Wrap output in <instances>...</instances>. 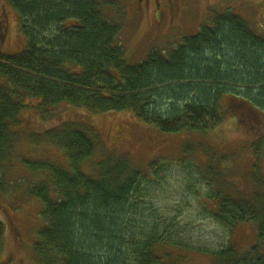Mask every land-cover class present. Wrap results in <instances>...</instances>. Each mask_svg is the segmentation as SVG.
Returning a JSON list of instances; mask_svg holds the SVG:
<instances>
[{"label": "trees", "instance_id": "16d2710c", "mask_svg": "<svg viewBox=\"0 0 264 264\" xmlns=\"http://www.w3.org/2000/svg\"><path fill=\"white\" fill-rule=\"evenodd\" d=\"M106 5L99 0H0V46L7 31L6 8L17 16L26 41L20 53L0 52L3 173L16 150V131L28 101L37 104L41 122L73 110L90 117L127 113L167 135L206 136L229 119L241 129H257L256 122L264 117V34H255L242 18L225 10L173 51H152L142 63L129 66L118 44L120 25L104 15ZM51 25L56 37L35 38L34 30ZM80 126L46 135V142L63 149L68 170L48 161H25L38 179L26 195L41 203L44 221L29 249L31 262L170 263V255L161 251L168 245L153 236L133 243L135 251L127 257L131 233L124 218L131 213L130 197L141 175L122 156L105 155L92 163L96 147ZM263 145L264 135L250 146L255 176ZM86 164L90 173L83 170ZM251 181L256 186L250 195L227 193L220 184L213 202L218 221L231 229L254 224L257 240L246 252L233 245L209 254L213 264H264V177ZM4 236L0 221V256ZM16 242L17 249L18 234Z\"/></svg>", "mask_w": 264, "mask_h": 264}, {"label": "rangeland", "instance_id": "374dc122", "mask_svg": "<svg viewBox=\"0 0 264 264\" xmlns=\"http://www.w3.org/2000/svg\"><path fill=\"white\" fill-rule=\"evenodd\" d=\"M99 1L107 4L104 15L120 25L118 44L129 66L142 63L152 51H173L185 39L196 36L200 27L209 26L213 15L225 10L242 18L255 34H264V0H175L176 9L170 13L167 3L163 11L154 0L147 3L146 9H138L143 0ZM157 8L164 17L157 18ZM5 13L7 31L0 52L14 55L22 52L26 41L17 16L7 8ZM55 29L51 25L32 32L37 39H42V34L53 39L57 36ZM222 104L225 106V101ZM25 107L16 131L20 134L16 150L9 154L6 173L0 169V221L5 227L0 264L7 259L8 264H33L29 249L44 228V221L41 203L26 195V189L38 179L24 164L48 161L68 170L63 149L45 140L46 135L64 126L81 125L86 131L96 147L92 163L105 155L122 156L141 175L137 191L130 197L131 213L124 218L131 233L125 249L128 258L135 251L132 244L150 236L168 245L161 250L170 255L168 264H213L209 254L220 249L234 245L246 252L254 246L256 226L240 224L231 229L229 224L218 221L213 198L220 184L227 193L250 195L256 186L252 178L264 177V145L259 165L255 164L257 176L252 175L256 158L250 148L264 135L263 116L256 122L257 129H241L229 119L224 127L206 136L188 132L167 135L144 126L127 113L90 117L69 110L41 122L34 109L37 104L28 101ZM221 156L225 157L223 161ZM89 166L84 165L83 170L90 173ZM17 234L21 243L16 249Z\"/></svg>", "mask_w": 264, "mask_h": 264}, {"label": "flooded vegetation", "instance_id": "af4514ba", "mask_svg": "<svg viewBox=\"0 0 264 264\" xmlns=\"http://www.w3.org/2000/svg\"><path fill=\"white\" fill-rule=\"evenodd\" d=\"M141 2L142 0H137V2ZM144 2L141 3L139 6H138V9L141 7H143L144 9H146L147 7V3L150 1V0H143ZM154 2L156 3V7H162L165 11V3H167V6L169 8V13H170V10H175L176 9V6H175V0H154ZM158 9V8H157ZM168 13V14H169ZM164 17V15H162V10L158 9V12H157V18H162Z\"/></svg>", "mask_w": 264, "mask_h": 264}]
</instances>
